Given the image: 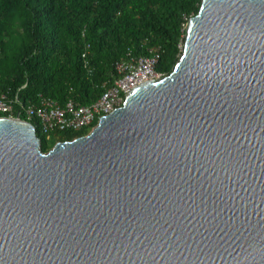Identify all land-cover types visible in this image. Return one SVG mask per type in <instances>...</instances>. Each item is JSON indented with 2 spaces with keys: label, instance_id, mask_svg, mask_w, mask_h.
<instances>
[{
  "label": "water",
  "instance_id": "water-1",
  "mask_svg": "<svg viewBox=\"0 0 264 264\" xmlns=\"http://www.w3.org/2000/svg\"><path fill=\"white\" fill-rule=\"evenodd\" d=\"M0 264H264V0H200L86 136L1 117Z\"/></svg>",
  "mask_w": 264,
  "mask_h": 264
},
{
  "label": "trees",
  "instance_id": "trees-1",
  "mask_svg": "<svg viewBox=\"0 0 264 264\" xmlns=\"http://www.w3.org/2000/svg\"><path fill=\"white\" fill-rule=\"evenodd\" d=\"M199 7L200 0H0V94L25 106L43 98L86 106L122 77L119 63L150 57L153 49L155 71L168 76ZM29 123L43 153L96 124L46 140L38 121Z\"/></svg>",
  "mask_w": 264,
  "mask_h": 264
},
{
  "label": "built area",
  "instance_id": "built-area-1",
  "mask_svg": "<svg viewBox=\"0 0 264 264\" xmlns=\"http://www.w3.org/2000/svg\"><path fill=\"white\" fill-rule=\"evenodd\" d=\"M159 58L157 49L151 51L147 58L130 59L117 65V71L122 75L114 81L113 85L106 89L101 97L86 106L68 101L63 107L58 106L49 99H40L37 105H22L17 97H8L0 94V114L2 118H20L24 116L26 121L36 119L39 123L40 133L46 140L55 132L80 131L96 127L100 118L111 114L120 108L125 96L139 84L158 80L162 76L155 71V65ZM1 118V117H0ZM90 131V132H91Z\"/></svg>",
  "mask_w": 264,
  "mask_h": 264
}]
</instances>
